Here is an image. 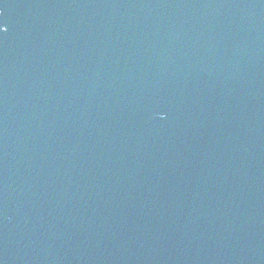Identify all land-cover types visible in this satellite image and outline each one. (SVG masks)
Listing matches in <instances>:
<instances>
[{"label":"water","instance_id":"95a60500","mask_svg":"<svg viewBox=\"0 0 264 264\" xmlns=\"http://www.w3.org/2000/svg\"><path fill=\"white\" fill-rule=\"evenodd\" d=\"M0 19V264H264V0Z\"/></svg>","mask_w":264,"mask_h":264},{"label":"snow or ice","instance_id":"6c2138e0","mask_svg":"<svg viewBox=\"0 0 264 264\" xmlns=\"http://www.w3.org/2000/svg\"><path fill=\"white\" fill-rule=\"evenodd\" d=\"M7 31H8V28L6 26V23L2 19H0V33H4Z\"/></svg>","mask_w":264,"mask_h":264}]
</instances>
